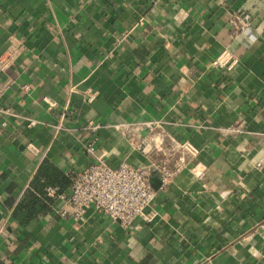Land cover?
I'll use <instances>...</instances> for the list:
<instances>
[{"label":"crops","instance_id":"obj_1","mask_svg":"<svg viewBox=\"0 0 264 264\" xmlns=\"http://www.w3.org/2000/svg\"><path fill=\"white\" fill-rule=\"evenodd\" d=\"M10 41L0 264H264V0H0V57ZM142 121L199 150L169 185L150 174L145 217L125 229L93 210L62 217L70 207L49 187L27 204L42 163L67 188L96 157L150 169L159 158L112 127Z\"/></svg>","mask_w":264,"mask_h":264},{"label":"built area","instance_id":"obj_2","mask_svg":"<svg viewBox=\"0 0 264 264\" xmlns=\"http://www.w3.org/2000/svg\"><path fill=\"white\" fill-rule=\"evenodd\" d=\"M232 23L238 34L247 33L250 30V16L247 13H239L234 16ZM18 41H10L6 51L0 57V72L9 68L17 60L20 49ZM219 65L218 61L213 63ZM7 111L0 108V113ZM30 122L29 126H33ZM127 139L133 141L134 149L144 155L159 158L150 169L134 167L122 163L112 168L106 165L100 157L98 162L88 166L79 173L70 177L69 187L61 190L58 187L46 189L47 196L63 199L70 207L58 210L62 217L67 214L75 219H81L88 210L107 217L111 221L118 222L122 228L129 227L136 218L145 217L151 207L156 192L149 184L152 172L157 174L163 186L169 185L184 170L191 160L196 158L199 150L188 140L179 141L165 133L160 121H142L138 123H118L112 125ZM96 132L101 128L98 124L87 126ZM141 129L145 135H138ZM90 155L95 154V143L88 144L85 148Z\"/></svg>","mask_w":264,"mask_h":264},{"label":"trees","instance_id":"obj_3","mask_svg":"<svg viewBox=\"0 0 264 264\" xmlns=\"http://www.w3.org/2000/svg\"><path fill=\"white\" fill-rule=\"evenodd\" d=\"M67 178L58 169L48 163H42L38 168L36 175L32 181L33 192L28 193V202L30 206L36 204L34 194L43 195V189L47 187H58L59 189L67 188ZM43 190V191H42ZM65 190V189H64Z\"/></svg>","mask_w":264,"mask_h":264},{"label":"clouds","instance_id":"obj_4","mask_svg":"<svg viewBox=\"0 0 264 264\" xmlns=\"http://www.w3.org/2000/svg\"><path fill=\"white\" fill-rule=\"evenodd\" d=\"M247 41L252 45L255 44L257 40V35L250 30L246 33Z\"/></svg>","mask_w":264,"mask_h":264}]
</instances>
